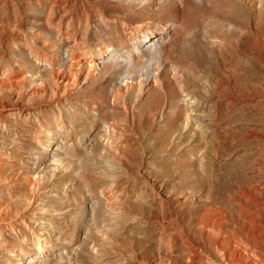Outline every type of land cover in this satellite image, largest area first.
Here are the masks:
<instances>
[{"label": "rangeland", "instance_id": "374dc122", "mask_svg": "<svg viewBox=\"0 0 264 264\" xmlns=\"http://www.w3.org/2000/svg\"><path fill=\"white\" fill-rule=\"evenodd\" d=\"M233 2L231 10H222L219 1L205 4L202 0H163L159 9H154L153 4L129 0H0V64L9 70L21 66L42 76L48 95H51L43 100H16L9 93L0 96V118L4 117L0 120V153L3 152L0 154V264H14L15 258L11 254L14 249L21 251L23 264H27L24 261L26 252L30 253L34 264H121L125 253L117 254L100 235L107 224H115L104 194L111 186L116 187L119 191L116 194L123 198L132 195L129 200H124L127 205L134 206L133 217L137 220L128 227H116L125 232L112 245L118 250L124 243L126 251L133 244L139 252L156 254L164 245L158 224L167 226L172 220L169 217L165 222L160 217L161 202L170 211H189L206 205L208 196H222L227 185L236 183L237 178L249 169L259 180L264 179L261 147L255 138L244 135L254 126H264V111L238 106L249 95V90L259 92L262 84L258 57L264 59V0ZM189 3L202 8L191 11ZM167 22L178 25L186 22L194 31L179 39L178 50L167 64L165 88L158 90L160 110L144 118L139 108L135 122L130 116L134 132H122L123 145L119 152L111 150L105 143L106 136H110L108 124L117 121L119 114H125L122 107H115L113 112L110 85L113 81L123 80L127 73L135 74L130 97V104H134L137 100L134 94L143 78L140 73L146 66L143 59L150 60L149 51L139 58L141 67L138 68L124 67L118 61L120 59L113 57L99 68L100 73L89 85L60 97L58 105L49 102L54 96L55 85L49 70L40 68L30 56L31 48L42 52L51 46L52 56L70 51V46L75 43L90 52L104 46L120 50L130 46V34L124 23L144 24L148 28ZM216 28L224 34L230 33L233 57L228 67L240 69L236 74L238 81L233 83L238 96L236 105L228 106L224 99L226 94L222 90L215 93L213 100L221 104L215 119L212 118V103H204L200 113L206 118L204 134H210L213 140L219 138V157L211 147L209 166L214 165L210 166L211 177L204 178L203 198H192L187 194L179 196L173 190L179 189L181 183L183 158L186 163L195 159L190 148L201 142L200 135H192L181 119L174 125L170 120L162 119L161 110L165 111L167 101L186 105L197 100L177 94L172 76L179 65L197 71L193 78L203 91L210 88L207 79L201 75L203 70H199L189 57L190 53L198 52L197 46L202 42L206 44L207 52L212 50L219 56V50L208 39ZM182 47L186 49L185 55ZM45 53L49 54L48 51ZM132 58L137 59V55ZM110 73L113 75L109 76ZM222 73L215 78L225 82ZM173 90L175 97L169 100L166 91ZM147 97L148 94L140 101ZM14 100L28 106L30 112L15 110ZM48 129H51L50 135L45 134ZM2 214L7 215L6 221L2 220ZM39 244L46 250L42 254ZM104 250L110 253L106 254ZM97 251L104 256H99ZM150 256L153 261L154 255Z\"/></svg>", "mask_w": 264, "mask_h": 264}, {"label": "bare ground", "instance_id": "6f19581e", "mask_svg": "<svg viewBox=\"0 0 264 264\" xmlns=\"http://www.w3.org/2000/svg\"><path fill=\"white\" fill-rule=\"evenodd\" d=\"M129 1H136L141 4H153L154 9H159L160 3L163 0ZM202 1L205 4L219 1V6L222 10L223 8L231 10L232 6H234L233 0ZM201 8L192 3H189L188 6L189 10H196V12L201 10ZM124 25L127 26L130 34V46L124 49L119 50L111 46H104L103 49L99 48L95 52H90L75 43V45L70 46V51L67 49L69 53L65 51L66 53L60 55L58 52L54 53V56L50 54L51 46L49 48L44 47V49H47L42 52L37 49H30L32 51L30 56L36 64L40 68L49 70L51 74L55 87L52 90L54 96L49 102L55 105H58L59 101H61L60 97L74 94L89 85L94 77L100 73L99 68H103L105 63L113 57L120 59L118 61L124 67L138 68V66L141 67L139 58H143L149 51L150 60L143 59L146 63L145 69L141 70L140 73L143 76L141 80L143 82L140 81L134 94L137 98L134 104H130V97L133 95V84L136 81L135 74L127 73L123 76V80L113 81L110 85V90L113 92V112H115V107H122L125 110V114H117L119 119H116L117 121H114L111 125L108 124L107 127L110 136H106V138L108 137L105 142L106 146L116 152H119V147L123 143L121 140L122 132H134L132 123H130V116L132 117V121L135 122L137 109H141L140 115L144 118L150 117V114H154L155 110L159 109L161 103L159 98L161 95L158 90L165 88L164 73L167 71V64L170 62L172 55L178 50L179 39L191 35L194 31L189 29V24H186V22L183 25H178L176 22L157 23L154 27L148 28L144 24L127 25L124 23ZM229 36L230 33L224 34L218 28H216L212 35L208 36L211 44L219 50V56H215L212 50L207 52L206 44L203 42L202 44H198V52L196 54L191 55L190 53V60H193L199 70H203L201 75L210 84V88L207 91H203L199 86L200 83L193 78V75L196 76L197 73L194 68L187 65H179L173 70L172 77L177 85V94H185L190 100L196 98L197 100L190 101L186 105L167 101L165 111L161 110L162 119L170 120L173 125L175 121L179 119L183 120V124L190 128L191 134L193 133L192 135L195 137L200 135L199 140H201L196 147L190 148L192 149L190 153L195 156V159H191L192 161L186 163V158H183L185 165L182 167L181 183L178 185L179 189L173 190L179 196L187 194L192 198L196 196L203 198V181L204 178L211 177L210 166L214 165L211 164L209 166L211 147L219 157V138L213 140L210 134L208 136L204 134V119L206 118L200 115L204 103H212L211 106L214 108V110L212 109L213 119L218 116L221 106L218 101L213 100L215 93L222 90V93L226 94L224 98L226 105H236L238 95L235 94L233 83L238 81L236 74L240 69L228 67L232 63L233 57V47L229 41ZM66 39L72 41V39ZM261 44L263 45L262 42ZM45 51H48L49 54H46ZM185 51L186 49L182 50L183 55L186 54ZM134 54L137 55V59L132 58ZM258 61L261 66L259 74L262 84L260 85V91L257 92L256 90L255 92L260 95H257L253 90H249V95L243 98L242 104H238V106H246V108L264 111V59L258 57ZM228 71L229 73H227ZM219 73L224 75L225 82L215 78ZM112 75L113 73L109 74V76ZM255 88L258 89L257 87ZM173 92L174 90L170 92L166 91V98L169 100L173 99L175 97ZM8 93L16 100L20 98L43 100L51 96L48 95L47 85L42 76H38V74L32 71H26L21 66L9 70L0 64V96L3 97L2 95ZM147 94L148 97L144 101H140ZM198 98L201 99L202 103L199 102ZM15 105L13 106L15 110L29 111L26 108L28 106L19 103V101ZM168 107L169 110L167 109ZM109 110H111L110 107ZM1 119L4 120V117H1ZM50 130L48 129L45 134L50 135ZM244 135L246 138H255L261 147L260 155L264 154V126H254L250 131H246ZM196 153L199 154L197 155ZM218 157L216 158L218 159ZM252 172L253 170L249 169L244 176L237 178L238 181L236 183H229L222 196H208V198H205L207 201L206 205L191 208L189 211H185L184 209L177 210V212L170 211L168 206L161 202L162 212L160 217L165 222H167L166 220L169 217L172 220L167 226L156 222L161 227L160 234L164 241V245L159 248L156 254L147 251L139 252L135 250L133 244L128 246L126 251L123 245L126 247L127 245L124 243H122L123 245L121 244L122 246L118 250L112 245V242L120 240L121 234L124 235L125 232L123 228H121L122 230H118L116 227L122 225L121 227L125 228L131 222L137 220L133 217L134 206L125 203V200H129L132 195L123 198L116 194L117 188L110 185L111 188L104 190V194L109 202L108 211H110L111 217L115 220V224H107L100 235L108 243L109 248L110 245L113 246L112 249L117 254L123 255L125 253L126 256H124L121 264H152V262H156L157 264H181L182 260L184 261L182 264H214L215 262L219 264H264V179L259 180ZM168 187H170L169 184L166 188L167 190L169 189ZM1 218L3 221H6L7 215L2 214ZM31 218L27 217V219ZM31 221H34V219H31ZM164 246L165 248L163 249ZM38 248L41 254L46 251L42 244H39ZM101 249L103 248L101 247ZM20 252L19 249L11 250V254L15 258L14 264H23ZM104 252L106 254L110 253L109 250H104ZM97 253H99V256H104L99 251ZM246 253H249L251 256H248ZM150 255H154L153 261H151ZM25 256L24 261H27V264H34L29 252H26Z\"/></svg>", "mask_w": 264, "mask_h": 264}]
</instances>
